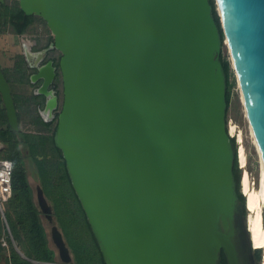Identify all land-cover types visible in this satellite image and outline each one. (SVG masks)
Listing matches in <instances>:
<instances>
[{"label": "water", "instance_id": "water-1", "mask_svg": "<svg viewBox=\"0 0 264 264\" xmlns=\"http://www.w3.org/2000/svg\"><path fill=\"white\" fill-rule=\"evenodd\" d=\"M19 1L52 31L41 49L23 42L30 81L43 119L58 120L55 143L108 264H220L222 249L229 264H250L210 0ZM215 1L264 165V0ZM0 93L20 129L1 63ZM38 200L52 222L41 185ZM51 232L72 264L57 224Z\"/></svg>", "mask_w": 264, "mask_h": 264}, {"label": "trees", "instance_id": "trees-1", "mask_svg": "<svg viewBox=\"0 0 264 264\" xmlns=\"http://www.w3.org/2000/svg\"><path fill=\"white\" fill-rule=\"evenodd\" d=\"M210 2L212 4V14L218 25L223 45L225 37L216 8V1L210 0ZM35 19V14L25 13L20 6L19 0H15L13 3L4 0V2L0 3V28H11L15 33L23 34L27 32ZM43 21L46 23L44 19ZM52 40L53 36L51 37ZM21 58V63L18 66L19 79L23 82H31L30 76L26 73V68L28 67H24L22 64V62H25V58L23 55ZM50 58L54 59V63L58 67L55 84L61 95L62 91L59 88V82L61 81L59 66L61 56H52ZM220 60L226 79L228 111L234 82L230 78L231 63L223 56L222 52L220 53ZM3 70L13 90L11 78L7 71ZM13 95L18 110L20 129L12 128L7 116L5 127L0 129V140L6 144V147L2 150L3 154L1 157L9 158L14 163L13 194L3 204V209L11 234L22 254L15 248L12 239L8 238L9 249L0 243V263L63 264L61 263L63 261L60 257L59 249L50 238L46 228L42 216L44 212L34 199L33 189L25 165L26 158L31 157L44 194L52 207L53 221L48 220L57 224L61 230L73 257L72 264H108L100 241L73 184L63 151L55 143L57 118L45 121L41 116L40 109L44 106V96L35 94L34 91L30 96L15 93L14 91ZM33 111H35V114L32 113ZM22 112L26 115L33 114L30 122L37 124L39 131L29 133L21 129ZM55 122L53 131L51 133L47 132ZM230 140L234 149L233 173L236 191L240 200V208L246 214V195L241 190L242 168L238 161L237 142L235 136H230ZM25 146L27 147L26 153L24 152ZM255 257L257 264H259L262 258V247L255 248ZM219 260L220 264H229L223 249L220 252Z\"/></svg>", "mask_w": 264, "mask_h": 264}, {"label": "rangeland", "instance_id": "rangeland-1", "mask_svg": "<svg viewBox=\"0 0 264 264\" xmlns=\"http://www.w3.org/2000/svg\"><path fill=\"white\" fill-rule=\"evenodd\" d=\"M7 1L9 3H13L15 0H7ZM216 8H217V4H216ZM52 36H53L52 31L49 28L47 22L45 23L43 21V18L39 15H36V19L34 20V22L29 26L27 32L23 34L15 33L14 31L11 30V28H7V27L0 28V63L3 69L7 71L9 77L11 78L15 92L17 93L19 92L21 94L30 96L34 91V88L38 85L37 83L33 84L30 82H23L19 79L20 73H18L19 72L18 66L21 63L22 55L24 56L23 42L24 41L29 42L32 48L36 50L47 45L51 41ZM221 52L223 56L226 59H228L231 63L230 78L234 82L232 86L231 102L228 111L226 112L227 128L230 135L235 136L236 138L237 151L239 149L240 144H244L247 154V161L245 165H242L238 156L239 165L242 168V172L244 168H247L249 170L252 185L258 187L261 179V168H262L261 158L257 147L256 139L254 134L252 133L253 130L247 116L246 108L242 98L241 89L233 67L232 58L227 41H224V44L222 45L221 48ZM48 56L59 57L61 56V52L58 49H53L48 53ZM22 64L24 67H28L26 68V73L28 74V76H30V74L34 71V69L28 66L26 59L25 62H22ZM59 88L62 91L61 98H63L62 75H61V81L59 82ZM32 113L35 114V111H33ZM21 114H22L21 129L29 133H34L39 131L38 130L39 126L35 123L30 122L33 114L26 115L24 112H22ZM0 124L4 127L6 125V123H4L3 121H1ZM55 124L56 122L49 128V130H47V132L51 133L53 131ZM231 124H234L236 126L234 132H231ZM240 131L242 132V138H239ZM26 149L27 147L25 146V151H24L25 153L27 152ZM0 154L1 155L3 154L2 150L0 151ZM25 165L29 180L33 185L35 194L37 195V186L40 183V179L36 174L35 165L31 157L26 158ZM242 172H241V177H242ZM246 207H247L246 214L242 212L241 214H238L236 217L237 220L239 221V225H238L239 238L240 241L243 242L242 244L243 248L245 249V246L248 248L246 254L250 264H257L255 257L256 246H254V244L252 243L251 234L248 227L249 208L248 206ZM42 216L44 218V222L49 232L50 238L53 240L51 229L54 223L49 222L45 213ZM263 219H264V202H263ZM2 226H5L4 231L2 229ZM6 228H7L6 222L4 221V219L3 220L0 219V232H2L0 234V241L3 235L6 236L7 239L11 238L12 236V235L10 236ZM245 236L247 237V243L245 242ZM263 256H264V247H262V258L259 261V264H261ZM61 263L64 264L65 262H61Z\"/></svg>", "mask_w": 264, "mask_h": 264}, {"label": "bare ground", "instance_id": "bare-ground-1", "mask_svg": "<svg viewBox=\"0 0 264 264\" xmlns=\"http://www.w3.org/2000/svg\"><path fill=\"white\" fill-rule=\"evenodd\" d=\"M236 126L231 124V132L235 131ZM253 133V132H252ZM254 134V133H253ZM239 138H242V132H239ZM238 156L242 165L247 161V154L244 144H240ZM262 163V162H261ZM261 179L258 187L252 185L250 172L244 168L242 172V190L246 194V202L249 208L248 227L251 234V240L254 246L264 247V165H261ZM261 264H264V256Z\"/></svg>", "mask_w": 264, "mask_h": 264}, {"label": "built area", "instance_id": "built-area-1", "mask_svg": "<svg viewBox=\"0 0 264 264\" xmlns=\"http://www.w3.org/2000/svg\"><path fill=\"white\" fill-rule=\"evenodd\" d=\"M13 173H14V163L9 158H3L0 156V211L2 213L3 219L6 222L8 233L11 234L10 227L6 221L4 214L3 204L8 201V199L13 194ZM13 242L14 239L11 236ZM0 243L3 246H8L9 242L6 236H2ZM15 243V242H14Z\"/></svg>", "mask_w": 264, "mask_h": 264}, {"label": "crops", "instance_id": "crops-1", "mask_svg": "<svg viewBox=\"0 0 264 264\" xmlns=\"http://www.w3.org/2000/svg\"><path fill=\"white\" fill-rule=\"evenodd\" d=\"M11 82H12V80H11ZM31 83V82H30ZM12 85H13V82H12ZM13 91H14V87H13ZM15 92V91H14ZM15 93H17V92H15ZM19 93V92H18ZM6 116H7V111H6V107H5V105H4V102H3V99H2V95L0 94V122L1 121H3L4 123H6L5 121H6ZM7 118H8V116H7ZM4 126H2L1 124H0V129L1 128H3ZM5 143L4 142H2L1 140H0V151L1 150H3L4 148H5ZM1 155V154H0ZM30 181V180H29ZM30 184H31V182H30ZM39 185H41V183H39L38 184V186ZM31 186H32V189H33V193H34V199H35V202L37 203V205H39L40 206V204H39V200H38V186H37V195L35 194V190H34V188H33V185L31 184ZM36 199H37V201H36ZM1 212V211H0ZM0 217H1V220H3V218H2V213L0 214ZM2 229H3V231H4V229H5V226H2ZM7 229V228H6ZM2 232H0V234H1ZM13 237V236H12ZM13 239H14V237H13ZM15 242V243H14ZM14 242H13V244H14V246H15V248L22 254V252L19 250V248H18V245H17V242H16V240L14 239ZM53 242H54V240H53ZM52 242V243H53ZM55 243V242H54ZM7 249H9V244H8V246H5ZM2 263V262H1Z\"/></svg>", "mask_w": 264, "mask_h": 264}, {"label": "flooded vegetation", "instance_id": "flooded-vegetation-1", "mask_svg": "<svg viewBox=\"0 0 264 264\" xmlns=\"http://www.w3.org/2000/svg\"><path fill=\"white\" fill-rule=\"evenodd\" d=\"M49 58H50V57H49V56H47V58H46V59L48 60ZM2 263H4V262H2ZM0 264H1V263H0Z\"/></svg>", "mask_w": 264, "mask_h": 264}]
</instances>
